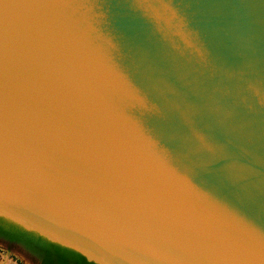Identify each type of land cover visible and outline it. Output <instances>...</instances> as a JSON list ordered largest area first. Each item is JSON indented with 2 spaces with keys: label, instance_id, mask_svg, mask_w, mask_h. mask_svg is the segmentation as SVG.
Instances as JSON below:
<instances>
[{
  "label": "water",
  "instance_id": "obj_1",
  "mask_svg": "<svg viewBox=\"0 0 264 264\" xmlns=\"http://www.w3.org/2000/svg\"><path fill=\"white\" fill-rule=\"evenodd\" d=\"M0 218L95 264H264V0H0Z\"/></svg>",
  "mask_w": 264,
  "mask_h": 264
},
{
  "label": "trees",
  "instance_id": "obj_2",
  "mask_svg": "<svg viewBox=\"0 0 264 264\" xmlns=\"http://www.w3.org/2000/svg\"><path fill=\"white\" fill-rule=\"evenodd\" d=\"M0 238L22 245L29 253L41 260L42 264H95L70 249L50 243L2 218H0Z\"/></svg>",
  "mask_w": 264,
  "mask_h": 264
},
{
  "label": "rangeland",
  "instance_id": "obj_3",
  "mask_svg": "<svg viewBox=\"0 0 264 264\" xmlns=\"http://www.w3.org/2000/svg\"><path fill=\"white\" fill-rule=\"evenodd\" d=\"M0 264H39L23 246L0 242Z\"/></svg>",
  "mask_w": 264,
  "mask_h": 264
},
{
  "label": "flooded vegetation",
  "instance_id": "obj_4",
  "mask_svg": "<svg viewBox=\"0 0 264 264\" xmlns=\"http://www.w3.org/2000/svg\"><path fill=\"white\" fill-rule=\"evenodd\" d=\"M0 242H6V243H10V244H16V245H19V244H17V243H11V242H9L8 240H4V239H1L0 238ZM22 246V245H21ZM35 257V256H34ZM36 258V257H35ZM37 260H38V262H39V264H42V262H41V260H39L38 258H36Z\"/></svg>",
  "mask_w": 264,
  "mask_h": 264
}]
</instances>
